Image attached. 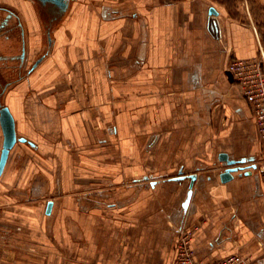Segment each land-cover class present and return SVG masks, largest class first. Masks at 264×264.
Returning a JSON list of instances; mask_svg holds the SVG:
<instances>
[{"label": "crops", "instance_id": "crops-1", "mask_svg": "<svg viewBox=\"0 0 264 264\" xmlns=\"http://www.w3.org/2000/svg\"><path fill=\"white\" fill-rule=\"evenodd\" d=\"M71 1L52 20L36 0H0L16 29L10 51H25L0 81L25 140L0 176V238L4 223L26 229L44 264L63 263L53 251L74 264H173L179 231L194 229L202 264H264V160L227 72L231 58L264 53V36L223 1ZM222 153L244 160L224 183Z\"/></svg>", "mask_w": 264, "mask_h": 264}, {"label": "rangeland", "instance_id": "rangeland-1", "mask_svg": "<svg viewBox=\"0 0 264 264\" xmlns=\"http://www.w3.org/2000/svg\"><path fill=\"white\" fill-rule=\"evenodd\" d=\"M102 3L107 5L117 4L118 2H121L122 0H100ZM217 1H223L225 4L229 7H233L231 9L233 11L232 15L234 16H241L243 18V21L254 25L256 27V30L260 32L264 36V8L263 6L259 5V0H217ZM263 1L264 0H260ZM76 2V0H72L71 3ZM241 6L244 11L243 13H238L235 10V6ZM2 16V15H1ZM44 17V16H43ZM44 19V18H42ZM256 30L253 29V32L256 33ZM4 48L11 49L10 40L5 42ZM15 61L11 62V60H8L6 62H0V81H12L14 79L13 72V66ZM22 76L24 80L26 79V76L28 75L26 69L22 70ZM231 77V76H230ZM9 92H3L0 93V106L4 105L6 102L9 103L10 96ZM2 134L0 132V138ZM25 199L27 197H24ZM43 202L44 200H40ZM91 207V206H87ZM65 226L69 228H75V221L73 219L65 220ZM7 225V226H6ZM4 229L1 234V243L3 247H0V264H44L43 260L45 259L46 254L37 251V253H33L29 250L33 249V243L29 239V236L27 235V232H25L26 229L14 230L12 226H10L7 223H4V225L1 227ZM16 235V236H15ZM16 238L17 240L15 242H12V240ZM70 240L74 242V237H69ZM51 256L52 260L55 258L59 261H63L62 264H67V261H71L74 264V260L69 256L68 254L55 252L53 251L52 254L48 255ZM60 256V257H59ZM63 256V258H61ZM68 258V259H67Z\"/></svg>", "mask_w": 264, "mask_h": 264}, {"label": "built area", "instance_id": "built-area-1", "mask_svg": "<svg viewBox=\"0 0 264 264\" xmlns=\"http://www.w3.org/2000/svg\"><path fill=\"white\" fill-rule=\"evenodd\" d=\"M227 72L237 86L242 97L250 105L264 160V53L251 58H231ZM194 229H181L175 247L173 264H202L192 248ZM215 264H253L249 257L236 254L227 255Z\"/></svg>", "mask_w": 264, "mask_h": 264}, {"label": "water", "instance_id": "water-1", "mask_svg": "<svg viewBox=\"0 0 264 264\" xmlns=\"http://www.w3.org/2000/svg\"><path fill=\"white\" fill-rule=\"evenodd\" d=\"M36 1L41 5H46V4L52 5L53 7L56 8L57 12L60 15L65 13V11L68 8V3H69V0H36ZM208 15H209L208 28L210 31L213 32L214 35H216L217 33L215 32H217V29H218V21L216 18L217 11L213 7H211L208 10ZM39 61L40 60H38L36 64ZM0 130L2 134V141H1V148H0V176H1L4 166L6 164V161L8 159L10 150L13 148V146L15 145L17 141L23 142L25 140L23 138H17L16 133H15L13 117L9 109L6 106H0ZM218 158L220 161H224L227 166V168H225L223 172L220 173L219 175L220 181L223 183L231 180L233 178V173L238 172L242 169L235 165L240 162H244V160H241L240 162L235 161V160H229L228 155L224 153L220 154ZM252 168L254 169L255 165H252ZM250 173L251 172L248 171V172H245L244 175H249ZM195 177L196 176L194 174L189 176L190 181H189L188 191L186 194V199L184 203L182 204V207L184 209L187 207L189 199L191 197L192 186H193ZM51 206L52 204L49 201L46 206V214L50 213Z\"/></svg>", "mask_w": 264, "mask_h": 264}, {"label": "flooded vegetation", "instance_id": "flooded-vegetation-1", "mask_svg": "<svg viewBox=\"0 0 264 264\" xmlns=\"http://www.w3.org/2000/svg\"><path fill=\"white\" fill-rule=\"evenodd\" d=\"M41 7L51 12L52 20H56L60 15L56 8L50 4L41 5ZM15 31L14 22L11 20L10 14H5L2 18H0V62L2 63L8 60H14L18 63V65L22 66L25 60V51L23 47L21 46L19 51L16 53H11L9 49L3 47L5 42L12 39V37H15Z\"/></svg>", "mask_w": 264, "mask_h": 264}]
</instances>
